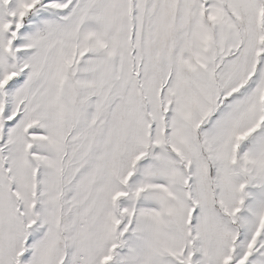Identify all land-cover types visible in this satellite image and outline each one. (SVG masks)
I'll return each mask as SVG.
<instances>
[{"label":"snow or ice","instance_id":"snow-or-ice-1","mask_svg":"<svg viewBox=\"0 0 264 264\" xmlns=\"http://www.w3.org/2000/svg\"><path fill=\"white\" fill-rule=\"evenodd\" d=\"M0 264H264V0H0Z\"/></svg>","mask_w":264,"mask_h":264}]
</instances>
